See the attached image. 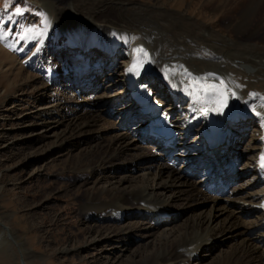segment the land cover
<instances>
[{"label": "bare ground", "instance_id": "1", "mask_svg": "<svg viewBox=\"0 0 264 264\" xmlns=\"http://www.w3.org/2000/svg\"><path fill=\"white\" fill-rule=\"evenodd\" d=\"M192 1L198 3V0ZM235 1L209 0L207 3L204 1L203 12L210 11L213 18L218 19L216 28L209 26L207 29L203 27L204 23L195 18V6L190 3L182 10L183 0H174L169 5L161 0V4L157 6L144 4L140 0H65L69 7L73 8V13L60 14L57 10L58 5L49 3L52 14L56 13L57 17L55 29L58 28L61 35L70 37L74 61L80 59V63L75 66L66 63L59 72H56L55 65L48 67L47 62L40 57L34 60L31 68L36 70L39 73L38 77L47 84L62 80L68 85L73 82V94L79 91L84 94L91 90L85 83L89 84L87 81L99 74L97 67L101 66L102 73L105 72L108 81L106 88L113 90L118 85L121 86L119 89L121 98L112 102L105 101L101 109H95L93 112L89 107L93 105L95 108V105L87 100H85L87 103H79L75 96L70 99H54L53 102L56 104L53 107L38 114V122L42 123L44 129L58 130L66 125L63 132L66 138L60 142L63 144L64 140L85 137L109 128L106 125V117L111 108H114L113 105H117L120 100L122 103L126 102L122 105L124 115L135 113L127 123L136 132L134 137L129 132L122 131L109 144H99L80 155L73 162L72 170L83 174L91 169L92 173V170L115 169L120 164L130 163L124 161L125 157L132 150L131 146L135 148V144L131 143L139 139L150 142L157 153L167 155L164 162L155 166L150 164L159 171L160 179L167 176V181H160L154 187L149 184L130 189L120 187L117 191L102 188L84 194V200L80 203V213L92 220L89 222L93 227L91 226L89 231L92 230L96 235V239L84 244L100 243L107 239V247H110V250L105 258L108 259L109 255L118 251L120 255L126 250L127 244L117 246L121 239L124 244L153 235L152 231L158 223L173 209L170 199H161L159 193L173 191L177 198H185L189 207L194 203L229 199L222 198V189L208 190L207 185L217 184L219 179L226 185L230 178H235L225 172L222 166H231L229 172L232 173L235 159L230 150L238 134L243 130L245 121H251L255 125V131L248 141L251 154L247 156L248 164L239 174L248 178L250 176L249 180L246 178L247 181H254L253 185L250 184V191L244 194L246 199L244 203L249 207L242 208L241 213L231 207L229 202L223 204L221 208L223 207L225 211L227 221L221 230L211 228L210 225L217 216L210 213L187 224L183 230L171 237L167 234V237L165 236L147 256H144L142 262L193 264L192 262L201 257L203 249L208 247L218 234L233 231L234 237L243 235L242 245L222 257L216 264H264V210H262L264 172L259 162V157L264 152V91L258 85L262 82L259 80L260 76L264 77V0H240L238 4ZM96 34L98 43L94 47L93 36ZM134 34H140V37L132 38ZM138 49H143L147 56L138 53ZM95 53L105 57V62L110 63V67L106 65L107 63L91 64L90 59ZM118 57H123L124 60L120 70L122 80L111 81L109 73L117 67ZM138 58L142 66L138 73H135L140 83L147 87L159 105L167 107L163 114L170 121L174 134L177 135L179 130L183 136L176 145L180 154L171 155L174 152L166 148L162 140L150 135L149 119L144 118L141 108L132 101L128 91V79L132 72L129 69ZM66 74L69 75L66 77ZM196 81H199L196 87L201 88L210 85L220 87L221 82L227 85L228 103L224 109L230 118L227 122L229 136L222 140L224 143L220 145L217 154L206 152L204 145L205 126L210 118L219 114V111L212 110L217 107L214 102L216 94L201 91L199 95L202 99L198 100L196 95L192 94ZM68 85L65 88H68ZM58 108L63 110L61 117L58 115L60 113H57ZM142 120L143 123H139ZM60 147L62 145L57 149L60 150ZM192 149L194 151L190 152ZM60 151L58 154L51 151L45 154L44 159L53 161L61 154ZM181 154L191 159L188 162L182 161V164L188 166L187 169L175 168L178 165L175 156ZM136 159L139 158L134 160ZM187 172L202 173L203 177L200 180L202 185L196 187L195 184H190ZM106 178L104 175L98 180ZM88 179L92 180L93 177L89 176ZM214 208L215 206H211L212 210ZM243 212L253 217V221L251 227L240 232L239 228L242 225L240 220L245 215ZM106 219L114 222L112 226L115 229H107L104 233L96 232V223ZM119 221L126 222L128 226L119 227L116 225ZM144 224L150 227L144 228ZM0 225L3 226L5 235L13 240L10 228L1 223V220ZM116 264L140 263L135 259L125 263L122 257H119Z\"/></svg>", "mask_w": 264, "mask_h": 264}, {"label": "rangeland", "instance_id": "2", "mask_svg": "<svg viewBox=\"0 0 264 264\" xmlns=\"http://www.w3.org/2000/svg\"><path fill=\"white\" fill-rule=\"evenodd\" d=\"M140 1L151 6L161 4V0ZM162 1L169 5L174 0ZM204 1L207 3L209 0L207 2L198 0L197 4L192 0H183L181 8L184 10L191 3L196 9L195 18L200 20V23H204L203 27L205 29L209 26L216 28L218 19H214L210 11L203 12ZM239 1L236 0L235 3L238 4ZM49 3L58 5L59 14L60 12L73 13V8H70L65 0H0V220L10 228L11 237H14L13 241L7 234L5 235V230L0 225V264H116L119 257H122L125 263L135 259L143 264L144 256H147L167 234L171 237L183 230L187 224L203 216L210 213L216 215V219L210 226L217 231L221 230L226 226L227 221L225 211L223 207L221 208L223 204L229 202L231 207L241 213L242 208H248L249 206L244 203L246 200L244 194L250 191L254 181H247L251 178L250 176L248 178L239 174L248 164L247 156L251 154L248 141L255 131V125L251 121H245L243 130L238 134L230 150L235 159L232 173L229 172L231 166H222L225 172L235 177L230 178L225 186L217 187L223 191L222 198L229 197V199L202 204L194 203L195 205L192 204L189 207L185 198H181L182 200L177 198L173 191L159 193L161 199H170L173 209L168 211L167 216H164L158 223L152 231L153 235L134 242H124V244L121 239V243L117 246L122 247L127 244L126 250L120 255L119 251L114 252L109 255L108 259L105 258L110 250V247H107V239L100 243L84 244L96 239L95 232L89 231L93 225L89 221L92 220L80 213V203L84 200V194L93 193L102 188L117 191L120 187L130 189L148 184L154 187L160 181H167V176L160 179L156 167L150 166V164L155 166L164 162V157L167 155L157 153L158 151L153 149L150 142L139 139L131 143L135 144V148L131 146L132 150L125 157L124 161L130 163L120 164L115 169L92 170V173L91 169L83 174L72 170L73 162L80 155L94 149L99 144H109L122 131L129 132L134 137L136 132L127 123L135 113L130 112L124 115L122 105L126 102L122 103L120 100L117 103L118 106L114 104V108H111L106 117V125L109 128L98 133L93 132L85 137L64 140L63 144L60 142L66 138L63 133L66 125L58 130L44 129L42 123L38 122V114L53 107L56 104L53 102L54 99H70L75 96L79 103L92 102L95 108L91 105L89 110L93 112L95 109H101L105 101L112 102L121 98L119 95L121 86L115 87L117 90L106 88L108 81L105 78V72L102 73L101 66L97 67L99 74L90 78V81H87L89 84L85 83L91 90L84 94L82 91L73 94V82L68 85L65 80H62L47 84L38 77L39 73L31 68L34 60L40 57L47 62L48 67L55 65L56 72H59L66 63L74 64V66L80 63V59L77 62L74 61L70 37L61 35L58 28L55 29L57 17L56 13L52 14ZM28 29L33 31L25 37ZM137 37H140V34L132 36V38ZM97 43L96 34L93 36L94 47ZM98 55L95 53L90 63L105 65L106 58ZM123 64V57H118L117 67L109 73L111 81L122 80L120 70ZM106 65L110 67V63ZM43 74L47 75L45 72ZM82 80L83 77L80 78V81ZM259 80L262 81L258 83L259 88L264 91V77L260 76ZM66 85L69 87L65 88ZM57 111L61 117L63 110L58 108ZM139 123H143V120ZM180 133L178 130L174 139L175 142L171 149L174 152L171 153L173 156L176 153L180 154L177 152L179 147L176 146L183 138ZM61 145L60 151L57 148ZM51 151L57 154L60 151L61 154L54 159L55 161H46L45 154ZM193 151V149L190 150V152ZM175 157L178 159V165L175 168L187 169L188 166L182 164V161L188 162L191 159L185 158L183 154ZM135 158L139 159L134 160ZM187 174L188 172L186 176L190 184H195L196 187L202 185L200 183L202 173ZM104 175L107 176L106 179L98 180ZM89 176L93 179H88ZM143 198L146 199L145 196ZM211 206L215 208L212 210ZM252 221L253 217L245 214L240 220L242 225L239 231L251 227ZM96 224V232L104 233L107 229H115L111 219L98 221ZM116 225L123 228L128 226L124 221H119ZM143 227L149 228L150 226L144 224ZM242 239L243 235L234 237L233 231L218 234L215 240L203 249L201 257L196 258L197 260L192 263L216 264L222 257L229 255L236 247L242 245Z\"/></svg>", "mask_w": 264, "mask_h": 264}, {"label": "snow or ice", "instance_id": "3", "mask_svg": "<svg viewBox=\"0 0 264 264\" xmlns=\"http://www.w3.org/2000/svg\"><path fill=\"white\" fill-rule=\"evenodd\" d=\"M32 29H28L25 32V37L28 35V33L32 32ZM138 53H142L144 56H147V53L144 52L143 49H138L137 50ZM142 66V62L139 60V58L137 59V62L134 63L132 65V67L129 69V71L132 72H137L139 68ZM196 85H199V81H196L195 84L193 85L194 87V91L192 94L196 95V98L202 99V97L199 95V93L201 91H203L204 93H208L209 91L213 92L216 94V99L214 100V102L216 103L217 107L213 108V111H220L222 112L223 109L225 107H227V103H228V93H227V85H224L223 82H221V86L218 87L216 85H210L207 87H196ZM232 95L234 96L235 93H232ZM205 113H207V109H205ZM262 161H264V157H262ZM262 166H264V163H262Z\"/></svg>", "mask_w": 264, "mask_h": 264}]
</instances>
